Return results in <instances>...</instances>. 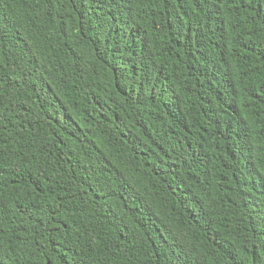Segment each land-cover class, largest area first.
Returning a JSON list of instances; mask_svg holds the SVG:
<instances>
[{"label": "trees", "instance_id": "1", "mask_svg": "<svg viewBox=\"0 0 264 264\" xmlns=\"http://www.w3.org/2000/svg\"><path fill=\"white\" fill-rule=\"evenodd\" d=\"M0 264H264V0H0Z\"/></svg>", "mask_w": 264, "mask_h": 264}]
</instances>
